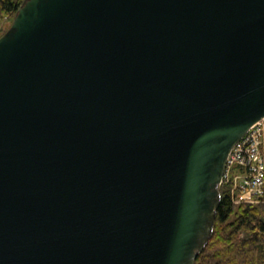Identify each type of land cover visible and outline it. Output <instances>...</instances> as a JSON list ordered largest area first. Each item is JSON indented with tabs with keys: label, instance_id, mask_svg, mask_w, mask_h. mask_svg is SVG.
Returning a JSON list of instances; mask_svg holds the SVG:
<instances>
[{
	"label": "water",
	"instance_id": "water-1",
	"mask_svg": "<svg viewBox=\"0 0 264 264\" xmlns=\"http://www.w3.org/2000/svg\"><path fill=\"white\" fill-rule=\"evenodd\" d=\"M263 118L264 0H23L0 36V264H194Z\"/></svg>",
	"mask_w": 264,
	"mask_h": 264
},
{
	"label": "trees",
	"instance_id": "trees-1",
	"mask_svg": "<svg viewBox=\"0 0 264 264\" xmlns=\"http://www.w3.org/2000/svg\"><path fill=\"white\" fill-rule=\"evenodd\" d=\"M23 0H0V22L12 19ZM1 30V29H0ZM212 235L194 264H264L262 208L234 204V194L221 186Z\"/></svg>",
	"mask_w": 264,
	"mask_h": 264
},
{
	"label": "built area",
	"instance_id": "built-area-1",
	"mask_svg": "<svg viewBox=\"0 0 264 264\" xmlns=\"http://www.w3.org/2000/svg\"><path fill=\"white\" fill-rule=\"evenodd\" d=\"M221 186L234 194V204L264 202V118L253 124L227 155Z\"/></svg>",
	"mask_w": 264,
	"mask_h": 264
},
{
	"label": "rangeland",
	"instance_id": "rangeland-1",
	"mask_svg": "<svg viewBox=\"0 0 264 264\" xmlns=\"http://www.w3.org/2000/svg\"><path fill=\"white\" fill-rule=\"evenodd\" d=\"M13 19V18H12ZM12 19H8L7 17H4L2 19V21L0 22V36L10 27L11 25V22H12ZM235 205L236 206H239V205H246V204H242V203H239V202H235ZM251 206H258L260 208H262V213H261V216L264 217V202L262 201H256L253 205Z\"/></svg>",
	"mask_w": 264,
	"mask_h": 264
}]
</instances>
